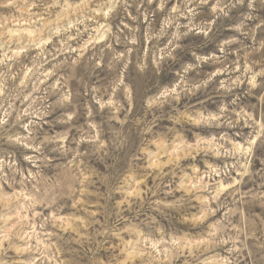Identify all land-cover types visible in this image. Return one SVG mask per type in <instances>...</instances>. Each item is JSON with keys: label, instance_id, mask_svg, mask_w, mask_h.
Instances as JSON below:
<instances>
[{"label": "clouds", "instance_id": "clouds-1", "mask_svg": "<svg viewBox=\"0 0 264 264\" xmlns=\"http://www.w3.org/2000/svg\"><path fill=\"white\" fill-rule=\"evenodd\" d=\"M0 264H264V0H0Z\"/></svg>", "mask_w": 264, "mask_h": 264}]
</instances>
